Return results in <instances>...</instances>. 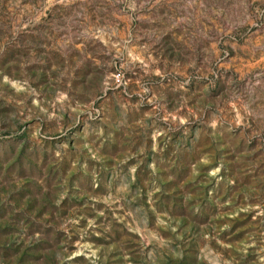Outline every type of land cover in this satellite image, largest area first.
<instances>
[{
	"label": "rangeland",
	"instance_id": "rangeland-1",
	"mask_svg": "<svg viewBox=\"0 0 264 264\" xmlns=\"http://www.w3.org/2000/svg\"><path fill=\"white\" fill-rule=\"evenodd\" d=\"M0 264H264V0H0Z\"/></svg>",
	"mask_w": 264,
	"mask_h": 264
}]
</instances>
